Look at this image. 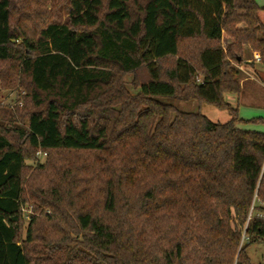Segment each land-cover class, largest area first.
<instances>
[{
	"label": "trees",
	"instance_id": "1",
	"mask_svg": "<svg viewBox=\"0 0 264 264\" xmlns=\"http://www.w3.org/2000/svg\"><path fill=\"white\" fill-rule=\"evenodd\" d=\"M255 53L256 0H0V80L28 122L0 124V264H253L264 132L225 94Z\"/></svg>",
	"mask_w": 264,
	"mask_h": 264
},
{
	"label": "rangeland",
	"instance_id": "2",
	"mask_svg": "<svg viewBox=\"0 0 264 264\" xmlns=\"http://www.w3.org/2000/svg\"><path fill=\"white\" fill-rule=\"evenodd\" d=\"M261 6H264V0H256ZM255 58V56H254ZM259 66H263L258 63ZM248 71L254 74V70L250 69L249 65L244 64ZM254 67V66H253ZM245 76V74L243 73ZM255 75V74H254ZM131 75L127 76V80L130 81ZM259 79V78H258ZM260 82V79L258 80ZM26 92L22 88H6L3 86L0 80V124L8 127H12L16 124L27 127V119L23 117L22 108H24V95ZM234 96V97H233ZM234 100V103L238 105L239 115L244 119L251 120L245 124L244 129H259L264 132V95L256 96L251 95L246 99L242 98L238 102L236 95L226 94L225 100L230 103V99ZM163 102L175 105L178 109L187 112H201L208 116L214 122L224 123L230 119V115L226 110H221L214 105L208 103L194 102H184L175 100L170 97H161ZM230 100V101H229ZM20 112H19V111ZM254 120V121H252ZM249 124V125H248ZM47 162V155H39L37 153L35 160H28L27 164L32 170L36 169L40 165H44ZM25 221L26 226L29 222V216L32 212V207L27 206L25 208ZM247 254L249 255L253 264H264V243H256L251 245L247 249Z\"/></svg>",
	"mask_w": 264,
	"mask_h": 264
},
{
	"label": "crops",
	"instance_id": "3",
	"mask_svg": "<svg viewBox=\"0 0 264 264\" xmlns=\"http://www.w3.org/2000/svg\"><path fill=\"white\" fill-rule=\"evenodd\" d=\"M258 53H255V55ZM258 61H255L254 63V67H251L250 69L254 70V74L251 72V70L248 71L246 66L242 65V71L245 74L242 75V79H241V93L240 95H236V98L238 100V102L240 101V99L242 98H247L248 96L250 97L251 95H256V96H260V95H264V66H259L258 65ZM257 74V75H256ZM260 79V82L258 81ZM229 94V93H227ZM226 95V94H225ZM233 95V94H231ZM234 97V96H233ZM235 98L230 99V103L234 106V107H238V105H236L234 103ZM243 118V117H241ZM244 119V118H243ZM247 120V119H245ZM245 124H241V127H245ZM249 125V124H248ZM247 130H251V129H247ZM252 131H259V132H263L259 129H252Z\"/></svg>",
	"mask_w": 264,
	"mask_h": 264
},
{
	"label": "built area",
	"instance_id": "4",
	"mask_svg": "<svg viewBox=\"0 0 264 264\" xmlns=\"http://www.w3.org/2000/svg\"><path fill=\"white\" fill-rule=\"evenodd\" d=\"M255 59H256L257 61H259V59H260L259 54H256V55H255ZM39 155H47V153L39 152Z\"/></svg>",
	"mask_w": 264,
	"mask_h": 264
}]
</instances>
